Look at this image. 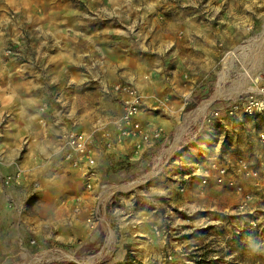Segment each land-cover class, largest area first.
Segmentation results:
<instances>
[{
    "label": "crops",
    "instance_id": "crops-1",
    "mask_svg": "<svg viewBox=\"0 0 264 264\" xmlns=\"http://www.w3.org/2000/svg\"><path fill=\"white\" fill-rule=\"evenodd\" d=\"M9 7L0 10V264L35 257L31 264H46L56 249L74 256L93 246V232L108 226L104 214L96 230L85 229L99 186L84 190L82 168L64 158L63 135L89 136L98 181L121 186L147 159L165 155L181 120L192 125L203 117L195 105L206 97V38L187 40L196 28L168 0H25ZM120 83L141 95L136 120L162 129L139 157L134 138L116 143L127 96L111 88ZM7 177L16 182L6 184Z\"/></svg>",
    "mask_w": 264,
    "mask_h": 264
},
{
    "label": "rangeland",
    "instance_id": "rangeland-1",
    "mask_svg": "<svg viewBox=\"0 0 264 264\" xmlns=\"http://www.w3.org/2000/svg\"><path fill=\"white\" fill-rule=\"evenodd\" d=\"M19 1L25 0H0V10L10 11ZM168 1L188 14L196 28L187 40L206 38V97L195 107L211 99L218 85L223 94L199 121L186 125L177 142L175 130L162 158L147 159L144 168L123 182L137 183L128 191L120 189L106 204L109 227L93 232V246L69 258L52 251L46 264H120L128 254L132 264H264V237L241 231L240 220L231 214L234 192L212 186L208 194L206 187L200 193L201 170L212 159L239 158L253 165L261 160L264 165V148L257 139L264 131V115L229 117L223 111L254 90V78L264 74V42L229 58V51L263 35L264 0ZM216 108L218 116L212 113ZM116 208L120 211L114 214ZM153 226L163 235H155Z\"/></svg>",
    "mask_w": 264,
    "mask_h": 264
},
{
    "label": "built area",
    "instance_id": "built-area-1",
    "mask_svg": "<svg viewBox=\"0 0 264 264\" xmlns=\"http://www.w3.org/2000/svg\"><path fill=\"white\" fill-rule=\"evenodd\" d=\"M253 84L255 89L226 104L223 108L224 113L229 117L264 115V74L254 78ZM111 91L127 96L123 113L115 121L116 143L121 144L123 138H134L137 141L134 143L133 156L139 157L145 146H150L154 141L159 140L162 129H145L136 120L141 111V95L134 86L120 83L112 86ZM219 112L221 111L217 108L212 111L214 116H218ZM62 138L66 149L65 160L75 168H82L84 190L92 192L96 185L99 186L95 195V206L85 219L86 229L91 233L103 221L106 204L115 200L120 189L107 188L108 186L105 187L98 181L97 166L89 136L84 133L67 132ZM257 139L264 148V131L258 132ZM110 146L111 142L106 143L107 148ZM157 159L159 160L160 157ZM260 161L258 165H253L239 158L235 161L212 159L206 164V168L201 170L200 193L203 194L205 187L206 194L212 186L218 188L219 192L230 188L235 198L231 214L233 213L240 220L239 229L264 237V165ZM11 182H16V177H7L6 184ZM10 207L19 210L14 202H10ZM119 211L116 208L113 213ZM153 232L157 236L163 235L157 226H153ZM54 251L66 257L64 255L66 252L63 250Z\"/></svg>",
    "mask_w": 264,
    "mask_h": 264
},
{
    "label": "bare ground",
    "instance_id": "bare-ground-1",
    "mask_svg": "<svg viewBox=\"0 0 264 264\" xmlns=\"http://www.w3.org/2000/svg\"><path fill=\"white\" fill-rule=\"evenodd\" d=\"M263 35L261 34V36L257 39H253L251 40V42L249 44L246 45H242L239 46L237 49L233 50V51H229L230 53V57L235 56V53L237 51H239L240 53L245 51V49H247V47H249V45H256L258 46V48L263 44L264 42V32H262ZM256 55V53H255ZM226 60V59H225ZM227 62V61H225ZM249 75V72H245L242 74V77L245 78ZM224 80L223 78H221V81ZM223 94V89H222V85H218L216 91L214 92L213 96L211 97V99L206 100L205 102L201 103L198 108L196 109L195 113H198V115H201L206 109L207 107L212 103L213 100L219 98L220 96H222ZM191 113H188L185 117L188 118L190 117ZM186 121V120H185ZM186 127V123L184 122L183 124H180L179 128L177 129L176 135H175V139L174 141L177 142L180 138V136L182 135L184 129ZM169 151V150H168ZM137 182H132V183H127V184H123L121 186H114L116 187V189H122V191H128L130 189V187L134 184H136ZM67 258H69V255L64 254ZM39 259V258H38ZM35 260H37V258H31L30 260H28L25 264H31L33 263Z\"/></svg>",
    "mask_w": 264,
    "mask_h": 264
},
{
    "label": "trees",
    "instance_id": "trees-1",
    "mask_svg": "<svg viewBox=\"0 0 264 264\" xmlns=\"http://www.w3.org/2000/svg\"><path fill=\"white\" fill-rule=\"evenodd\" d=\"M108 207H109V205L107 206V210H108ZM203 256H205V255H203ZM203 256H202V257H203ZM200 257H201V256H200ZM190 259H192V258H190ZM207 259H208V254H207V252H206V260H207ZM201 261H203V259H201ZM206 262H207V261H206ZM120 264H132L130 254H128V255L126 256V258L124 259V262H123V263H120ZM213 264H217V262L214 261Z\"/></svg>",
    "mask_w": 264,
    "mask_h": 264
}]
</instances>
